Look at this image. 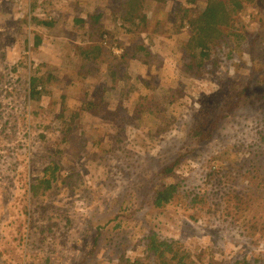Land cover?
<instances>
[{
  "label": "rangeland",
  "instance_id": "1",
  "mask_svg": "<svg viewBox=\"0 0 264 264\" xmlns=\"http://www.w3.org/2000/svg\"><path fill=\"white\" fill-rule=\"evenodd\" d=\"M38 1L51 2V6H39L34 12L35 18L45 20L46 25L42 26L35 22L29 25L24 16L21 18L27 11L24 5L28 0H0V131L3 129L0 133V248L4 247L1 242H7L6 246L12 247L10 251L17 255L15 258L19 261L15 262L19 264H73L78 260L82 261L87 255L88 250L82 245L85 243L84 236L91 234L96 228L95 222L99 220L102 224L101 232L104 231L113 244L112 260L106 259L108 250L98 257L104 250L101 249L94 253V258H91V253L92 256L86 258V264L90 261L100 264H124L119 259L128 258V255L140 257L144 263V256H137L140 247L135 244L150 232V227L139 216L144 214L150 219V212L160 210L147 209V206L153 205V185L160 181L155 174L167 163L163 161L164 155L168 156V164L176 160L177 156L171 152L179 146L178 150L183 154L190 151L189 149H194L187 157L174 164L173 169L175 174L179 171L178 175L185 179V189L188 191L184 195L187 198L172 201L163 210V215L159 214L154 221L158 224V236L162 239H178L186 245L191 242V252H196L198 246L201 258L207 261L214 257L213 260L220 261L221 264H232L243 256L251 259L252 254H259V250L264 249V244H261L264 242V231L257 233L260 235L258 238L247 236L248 232L243 230L239 235L236 227H240L230 224V221H233L231 219L222 223L221 227L224 229L219 230L218 225L222 217H218V211L213 208L216 201L228 200L229 194L236 191L247 201L248 193L239 189L240 184L246 185L251 180L250 175L246 180L242 176H234L227 190L221 175L224 171H211V167L215 169L213 165L218 161L222 167L226 166L227 170L231 167L237 168L241 163L252 162L254 147L257 146L253 143L257 141L256 132L262 124L258 123L261 117L251 112L257 110L260 90L250 89L240 93L238 107L232 110V119H228L218 128L216 137L202 144L192 142L181 146V142L186 140L185 135L189 133V125L186 126L192 117L187 114L190 112L189 107H197L194 101L200 97L196 89L201 91V88L211 85L207 78L212 77L213 81V78L217 77V85L222 86V93L227 98L225 100H232L244 84L256 80L254 62L264 66V38L255 37L253 29L251 39L257 38L256 42L260 44L252 53L237 52L228 59L224 54L219 56L212 53L202 69L205 77L197 80L183 78L182 85L186 93L179 96L171 90L167 95L172 99L169 112L174 115L171 119L167 115L154 120L155 124L163 126L162 131L157 132L160 128L156 125H140L134 128L132 121L128 126L96 128L92 122L84 119L82 128L85 135H82L81 131L74 143L79 153L76 151L73 154L70 148L66 147L67 150L59 155L56 150L59 134L53 127L56 122L54 118L66 103L60 98L61 89L69 96L71 89L73 92H81V88L98 97L103 95L109 106L107 112H110L118 102L132 110L136 100H156L167 87L165 89L162 83L156 81L143 84L138 78H151L146 71L150 72L152 66H158L153 56L148 60L149 66L139 61H131L127 66L131 70L126 86L129 90L127 95L119 96L116 92H110V96L106 92L100 93V84L95 80L103 75L101 66L104 59L110 56L119 60L127 56L129 50L134 48V42L144 40L147 34L146 31L141 35L142 38H129L124 33L116 35V27L122 23L118 20L116 0ZM89 13L95 21L87 18ZM75 18L82 19V23L75 25ZM256 25L257 23H254L252 27ZM101 29L112 34L111 37L110 34L102 37L101 45L104 44L105 47L102 45V48L106 54L99 56L98 65L94 62L86 66L85 75L88 78L74 87L70 83L73 78L76 79L75 74L81 64L78 50L93 43L89 39L88 31L95 37ZM33 38H40V43L34 45ZM151 41L156 42L150 46L151 53L170 66L174 54L172 47L166 45L169 39L164 38L161 41L154 38ZM108 44L119 50V53H110ZM23 46H29L30 51L24 52ZM182 54L180 51V55ZM207 64L213 67L212 74L205 73ZM111 65L117 68L123 64L115 62ZM175 70L171 74L178 75ZM31 75H38L41 80L47 82L50 92L49 97L44 95V99L34 104L25 102L27 81ZM163 79L171 82V78L164 74L161 75L160 81ZM124 80L125 75L121 69L116 84L122 85ZM257 80H264V73L258 75ZM103 81L101 85L109 88V85L105 84L107 80ZM142 88L145 92L139 91ZM149 104L151 105L152 101ZM261 107L264 105L261 104ZM26 130L28 136L24 137ZM117 138L123 142H117ZM82 145L84 148H81ZM94 148H98L97 155L101 162L98 172L95 173L89 162V155L93 156L96 152ZM133 151L138 153V166L127 159L126 154ZM53 160H58L59 166L63 167L59 174L64 177L69 174L71 176L65 180H53L52 188L44 196L37 200L32 199L27 191L28 174L36 177L45 166L52 164ZM131 163L132 173L129 172V176L126 174L129 171L126 166ZM26 164H29L31 169L24 171ZM15 166L17 170L11 171ZM261 166H264V163ZM261 168L257 181L264 180V167ZM247 172V169H244L239 174ZM100 180H104L103 185L94 190L96 182L100 183ZM135 180L142 185L138 191L131 187ZM90 190L96 194L92 195ZM224 190L229 194H222ZM123 194L125 195L122 198L128 195L127 201L136 212L131 214V219L118 217L119 219L106 224L110 217L122 211L114 208L112 204ZM124 205L125 202L122 208ZM69 220V225L66 226L65 223ZM118 222L120 226L113 230ZM49 228L52 231L49 232ZM56 228L61 229L57 231ZM212 228L219 231L212 234L208 231ZM48 244L52 248L51 251L42 248L48 247ZM210 249L213 250L212 253ZM0 263H4L3 258ZM145 264H150V261Z\"/></svg>",
  "mask_w": 264,
  "mask_h": 264
},
{
  "label": "trees",
  "instance_id": "2",
  "mask_svg": "<svg viewBox=\"0 0 264 264\" xmlns=\"http://www.w3.org/2000/svg\"><path fill=\"white\" fill-rule=\"evenodd\" d=\"M45 4L51 6V2L28 0L27 4L24 5L27 11L24 12V15H21V18L24 16V20L29 25H32L33 22L39 26L46 25L45 20L34 17L36 9ZM116 8L119 10L118 20L122 22L116 27V35H123L122 33H124L129 38H142L141 35L147 31V34L144 36L146 41H144L145 39L143 38L144 40L141 39L134 42V48L129 50L127 56H123L119 60L113 59L110 56L104 59V64L101 66L103 75L101 78H96L95 80L96 83L100 84V93L106 92L110 96V92H116L119 96L127 95L129 90L126 86L128 85V80L130 79L129 73L131 71L127 66L131 61H139L140 63L148 65V60L153 56L158 66L154 65L149 69L150 72L148 70L146 71V73L150 74L151 78L149 80L141 78L140 76H138V78L143 84L147 81L160 82L165 86V89L166 87L167 89L156 100L150 99L148 102L144 99L136 100V102L133 103L132 110L118 102L110 112H107V107L109 106L106 104L103 95L98 97V95L91 94L85 90V88H81V92H73L71 89L69 96L63 91L64 89H61L60 98L65 100L66 103L63 105L62 111L54 118L57 123L55 122V126L53 127L59 134L58 143L56 145V150L59 155H62L67 150L66 147L70 148L73 154L76 151L79 153L74 143L78 139L81 131V134L85 135L82 128L85 120L92 122L93 126L96 128L107 129L113 126H128L132 121L134 128H138L140 125H156V127L160 128L157 132L162 131L163 126H158L155 124L156 122L154 120L167 115H169L168 118L170 117L171 119L174 115L169 112L170 101H172V99L168 98L167 95L170 94L171 90L179 96L186 93L185 87L182 85L183 78L188 77L197 80L205 77L202 69L212 53L219 56L224 54L227 59L230 58L232 54L234 56V53L237 52L240 53L245 51L252 53L260 44V42H256L257 38L251 39V36H253L251 30L253 29L256 34L255 37L264 38V0H116ZM32 14L33 17H31ZM87 18L95 21L90 13L87 15ZM75 19V25H80L82 23V19ZM250 22L251 24H249ZM254 23H257V25L252 27ZM91 25H93V23H91ZM112 31L114 32V30ZM105 34H110V37L112 36L110 32L101 29L96 36L93 37L92 33L88 31L89 39L93 43L87 44L85 48L80 47L78 50L81 64L80 69L75 74L76 79L73 78V81L70 83L72 86L77 87L78 82L88 78V76L85 75L86 66L94 62L98 65L99 56L101 54H106L101 45L102 37ZM154 38H157V40L160 39L161 41H163L164 38L169 39L166 45L172 47V52L174 54V60L169 64L170 66L151 53L150 46L156 43L151 41V39ZM33 39L34 45L40 43V38ZM23 48L24 52L30 51L29 46H23ZM180 51L183 52L182 55H180ZM224 51L226 52L223 53ZM108 54L111 55L109 52ZM115 62H120L123 65L115 68L111 65ZM210 65L211 64L206 65V69H204L205 73L208 72L212 74V72H214L213 67ZM164 67L168 69H163ZM172 68H177L178 70ZM121 69H123L125 80L122 81V85L118 86L116 81ZM254 69L256 72V80L254 82L251 80L247 85L244 84L240 91H238L230 101L225 100L227 98L222 93V86L217 85V77L213 78V81L212 77H206L212 86L200 87L202 89L201 91L196 89L200 97L194 101L197 107L191 105L189 107L190 112H187V114L189 113L192 117L189 122L186 123V126L189 125V133L185 135L186 140L181 142V146L188 145L192 142L202 144L216 137L218 128L228 119H232V110L238 107L240 93L250 89L256 91L260 90L261 95L258 99L257 110L251 112L261 117L258 123L262 124L256 132L258 143L257 141L253 143V145L257 146L254 147L252 162L248 164L241 163L238 164L239 167H231L227 170V167H222L221 162L218 161L216 165H213L215 169L211 167V171L216 169L217 171H224L221 175L223 177V185L227 186V190L234 176H242L243 179L246 180L250 175L251 180L246 185L240 184L239 189L243 193H248L247 201L238 191L232 192L230 195L224 190L222 194H229V199H231L216 201L213 208L218 211V217H222L218 225L220 226L219 230L224 229V227H221L222 223L228 222V220L231 219L233 221H230V224L242 228L236 227V231L239 232V235L242 234L243 230L245 233L248 232L247 236L251 235L253 238H258L260 235L257 233L264 231V180L257 181V175L260 173L261 167H264L261 166V164L264 163V107H261V104L264 105V80L258 81L257 76L264 73V66L254 62ZM38 70H40V68H38ZM173 70H175L178 75L171 74ZM162 74L170 77L171 82L164 79L160 81ZM171 75L174 77H171ZM105 79L107 80L105 84H108L109 88L105 85H101V82L104 83L103 80ZM90 80L92 81V78ZM26 88L25 102L29 101L31 104H34V102H40L44 99V95L50 96V92L48 91L49 84L41 80L38 75H31L29 77ZM139 91L145 92L143 88ZM175 99H177V97ZM150 101H152L151 105L149 104ZM2 131L3 129L0 133ZM10 134L14 135L13 133ZM27 136L28 132L26 130L24 132V137ZM40 139L46 142L43 137H40ZM116 141L120 143L123 142L120 138H117ZM95 143H93L92 146H94ZM84 145H82L81 148H84ZM94 149H96L94 155H89V162H91L93 166V173L98 172V166L101 165L98 159L99 156L97 155L98 148ZM178 149H180L179 146L171 152L177 156L176 160H174V162L172 161L171 164H168V156L164 155L163 161L167 163L155 174L160 181L153 185V205L147 206V209L151 208L149 209L150 211L160 209L158 211L159 213L150 212V219L146 218L144 214L139 216L145 221L147 226L150 227V232L146 236L141 237L135 244V246L139 245L140 247L137 256H144L142 257L144 263L141 262L140 257H130L128 255V258L121 257L119 259L124 264H145L148 261H150V264H221L220 261L213 260L214 257H211L207 261L201 258V251L198 246H196V252H191V242L186 245L178 239H162L158 236V231H156L158 224L156 222L154 223V221L159 214L163 215V210L166 209V206L174 200L187 198V196L184 195L188 191L185 189V179L178 175L179 171L175 174L173 169L175 167L174 164H177L182 158L187 157L191 153V150L194 149H189L190 151L185 154L181 153ZM126 156L128 160L133 161L137 166L139 165V156L137 152H128ZM73 166L75 168V164ZM126 167L129 170L126 174H129V172L132 173V163L131 165L128 164ZM30 169L31 166L26 164L24 171ZM244 169H247L248 172L246 174H239V172ZM16 170L17 168L15 166L11 171ZM62 170L63 167L59 166L58 160H53L52 164L45 166L36 177L28 174L29 187L27 191L29 195H31V198L37 200L41 198V196H44L46 192L52 188L53 180H65L71 176V174H69L64 177L59 174ZM19 173L18 171L17 174ZM210 175L212 174L210 173ZM103 181L104 180H100V183L96 182L94 190H97L99 185H103ZM132 185L131 187L136 191L142 187L139 181L136 180L132 182ZM144 191L145 193L147 192V185L144 187ZM90 193H92V195L96 194V192L91 190ZM124 195L125 194L120 195L121 198ZM120 196L117 197L112 206L122 211L116 216L110 217L106 224L110 223L111 220L119 219L118 217L131 219V214L136 212V210L132 208L131 203L127 201L128 195L122 199ZM123 202H125L124 208H122ZM117 204L119 206H117ZM69 222L70 220L66 221L65 225H69ZM99 223V220L95 222L96 228L92 230L91 234L84 236L85 243L82 245H84L85 250H88L87 255H85L82 261L78 260L73 264H86V258L92 255L93 257L91 258L96 257L94 253L101 249L104 250L98 257L102 256L108 250L109 253L108 255L106 254V259L108 261L112 260L113 244L108 236H106V233L104 234V231L101 232L102 224ZM119 226V222L116 223L113 230H116ZM60 229L61 228H56L57 231ZM219 230H217V228L208 229L212 234ZM48 231L50 232L52 229L49 228ZM116 242L119 243V241ZM261 244L263 245L264 242ZM6 245L7 242H1V246H4L0 248V259L3 258V264H19L15 262L19 261L18 258H15L17 255L10 251L12 247ZM42 248L48 251L52 250L49 244L48 247L45 248L42 246ZM212 251L213 250L210 249L211 253ZM259 251L260 253L257 255L252 254L251 259H247L243 256L240 259L234 260L232 264H257L258 262L264 264V249ZM88 264L100 263L97 261H90Z\"/></svg>",
  "mask_w": 264,
  "mask_h": 264
},
{
  "label": "built area",
  "instance_id": "3",
  "mask_svg": "<svg viewBox=\"0 0 264 264\" xmlns=\"http://www.w3.org/2000/svg\"><path fill=\"white\" fill-rule=\"evenodd\" d=\"M108 48L109 50L113 53V54H118L119 50H117L116 48H114L113 46H111L110 44H108Z\"/></svg>",
  "mask_w": 264,
  "mask_h": 264
},
{
  "label": "clouds",
  "instance_id": "4",
  "mask_svg": "<svg viewBox=\"0 0 264 264\" xmlns=\"http://www.w3.org/2000/svg\"><path fill=\"white\" fill-rule=\"evenodd\" d=\"M103 46H104V44H102ZM105 47V46H104ZM107 49V48H106ZM108 50V49H107ZM110 53H112L110 50H108ZM113 54V53H112ZM114 55H116V54H114Z\"/></svg>",
  "mask_w": 264,
  "mask_h": 264
}]
</instances>
